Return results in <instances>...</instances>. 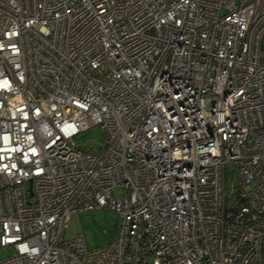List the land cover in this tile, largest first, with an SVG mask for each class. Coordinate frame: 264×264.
<instances>
[{
  "label": "built area",
  "instance_id": "2783aa9c",
  "mask_svg": "<svg viewBox=\"0 0 264 264\" xmlns=\"http://www.w3.org/2000/svg\"><path fill=\"white\" fill-rule=\"evenodd\" d=\"M96 147L76 137L92 128ZM110 242L66 239L73 213ZM0 264H264V0H0Z\"/></svg>",
  "mask_w": 264,
  "mask_h": 264
},
{
  "label": "rangeland",
  "instance_id": "374dc122",
  "mask_svg": "<svg viewBox=\"0 0 264 264\" xmlns=\"http://www.w3.org/2000/svg\"><path fill=\"white\" fill-rule=\"evenodd\" d=\"M103 134L95 127L76 137L75 141L81 147H96L101 144ZM116 229V216L104 210L73 213L69 217L66 239L81 235L89 250L100 248L110 242ZM10 250L0 251V260L10 256Z\"/></svg>",
  "mask_w": 264,
  "mask_h": 264
}]
</instances>
